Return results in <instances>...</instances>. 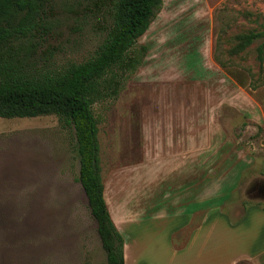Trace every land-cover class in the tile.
<instances>
[{
    "label": "rangeland",
    "instance_id": "obj_1",
    "mask_svg": "<svg viewBox=\"0 0 264 264\" xmlns=\"http://www.w3.org/2000/svg\"><path fill=\"white\" fill-rule=\"evenodd\" d=\"M114 1L51 0L39 66L62 70L94 56ZM258 32L264 0H164L138 41L147 48L143 65L118 99L94 107L107 200L121 216H138L119 228L126 264H172V232L184 222L171 218L180 213L205 208L185 234L211 206L235 219L252 203L264 206V39L235 52L239 36ZM184 119L194 121V181L191 174L164 179L155 125L174 120L181 131ZM144 123L153 126L146 139ZM79 174L74 131L56 116L0 118V264H108ZM230 216L212 232L211 246L234 245ZM236 233L259 243L264 223L252 216ZM204 257L197 251L173 262L203 264Z\"/></svg>",
    "mask_w": 264,
    "mask_h": 264
},
{
    "label": "trees",
    "instance_id": "obj_2",
    "mask_svg": "<svg viewBox=\"0 0 264 264\" xmlns=\"http://www.w3.org/2000/svg\"><path fill=\"white\" fill-rule=\"evenodd\" d=\"M164 0H115L106 38L95 55L62 70H45L38 50L49 32L51 0H0V118L56 116L73 130L80 157L79 183L88 199L108 264H125V237L114 224L105 200L99 119L94 107L119 98L129 77L143 65L147 48H138ZM264 32L241 35L244 51ZM264 59V40L258 49ZM264 85V81L262 82Z\"/></svg>",
    "mask_w": 264,
    "mask_h": 264
},
{
    "label": "crops",
    "instance_id": "obj_3",
    "mask_svg": "<svg viewBox=\"0 0 264 264\" xmlns=\"http://www.w3.org/2000/svg\"><path fill=\"white\" fill-rule=\"evenodd\" d=\"M164 107V106H163ZM173 107V106H169ZM168 107V108H169ZM191 122V123H190ZM158 123V122H157ZM160 123V124H159ZM158 125H155V137H160V142H156L157 150H154L155 157L161 159V164L163 163V167L167 166L168 168L164 170L161 175L164 176V179L170 175L179 176L184 174H191L193 173V160L195 158L194 152V121L190 119H184L182 121V129L178 131L179 125L176 124V121L170 120H161ZM209 129V121L207 126ZM211 127V124H210ZM153 126L147 125L144 123L142 125V132L144 134V138L148 137L152 133ZM181 132V142L178 139V134ZM209 133V132H208ZM145 138V139H146ZM148 151L145 150V159L148 158ZM152 157V155H150ZM189 160L191 161V166H189ZM189 166V167H188ZM190 169V171H189ZM194 181V179L192 178ZM174 184V183H173ZM178 182L176 181L174 185H177ZM105 185V184H104ZM195 185V184H194ZM194 187V186H193ZM194 191V188H193ZM194 198V195H193ZM105 200L107 203L108 210L112 217L114 224L116 225L117 229L120 231V226L123 227L128 221L138 218V216L133 217L130 214L126 213V215L122 214V216L111 207L109 201L106 197L105 191ZM208 210L204 220L202 221L201 225L194 231L190 233H183L182 230L189 228L190 224L194 222V215L198 211L204 209H200L195 213H180L171 219H180L181 222H184L178 229L172 232V236L176 238L175 247L171 249V261L172 264H193L191 262H178L174 263L173 260L179 257H183L185 255H189L191 252H197L201 254H205L203 264H264V236L262 240L258 243L257 240L254 238L250 240L248 238L246 241L243 240V235L236 233V229L239 228L240 225L247 224V221L254 216L257 223H264V206L260 205L259 203H252L247 208L243 209V214L239 219H235L230 215L226 214L222 209V206H214L207 208ZM232 219L233 223L229 222L228 224L229 229L233 233V246L227 249L225 243L219 246H211L208 239L212 235V232L216 230L218 227H225L227 225L226 217ZM179 226V225H178ZM183 226V227H182ZM182 231V232H181ZM181 232V233H180ZM205 232V242L203 246L198 249H193L196 242V237L200 235V233ZM180 233V234H179ZM250 240V241H249ZM177 245V247H176ZM193 246V247H192ZM192 247V248H191ZM127 246L124 247V256L126 254ZM227 255L229 257H227ZM126 257V256H125ZM188 259V257H185ZM126 264V259H125ZM198 264V263H195Z\"/></svg>",
    "mask_w": 264,
    "mask_h": 264
}]
</instances>
